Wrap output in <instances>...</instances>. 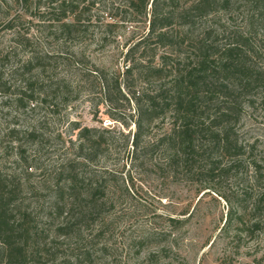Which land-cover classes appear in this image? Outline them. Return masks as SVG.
Returning <instances> with one entry per match:
<instances>
[{
    "label": "trees",
    "instance_id": "16d2710c",
    "mask_svg": "<svg viewBox=\"0 0 264 264\" xmlns=\"http://www.w3.org/2000/svg\"><path fill=\"white\" fill-rule=\"evenodd\" d=\"M27 1L16 0L22 6ZM6 3L0 0V6ZM126 3L132 12L149 17L147 32L125 51L119 77L88 73L84 81L92 78L103 87L112 121L125 129L134 128L128 133L127 174L165 167L174 172L181 169L192 181L211 187L219 180L243 182L239 193L223 197L229 206L223 229H232L237 218L247 215L246 231L263 234L264 196L259 188L264 187V154L256 141H243L240 130L246 110L264 105V0ZM93 5V0H38L36 18L63 22L68 15L74 16V24L63 25L68 33L77 29L80 15ZM236 17L241 19L238 24ZM1 18L10 32V50L0 54L3 62L13 50H25L31 43L26 33L17 30L18 16L4 13ZM161 48L165 53L159 54ZM63 58L30 51L13 71L23 80L22 89L11 93L0 75V94L32 105H38L41 97L46 102L66 95L69 85L65 82L47 78L37 83L33 75L35 71L44 74ZM119 103L130 109L128 117ZM72 131L76 132L72 142L76 157L64 163L57 184L49 191V202L39 209L45 214L44 226L18 199L19 184L11 186L0 173V264H77L78 253L73 261L57 259L56 241L76 236L91 223L101 225L95 233L99 236L110 224L102 215L106 206L109 210L115 206L112 173L97 177L91 168L98 158L116 150L120 138L77 123L72 124ZM225 159L228 166L222 167ZM171 236V232L151 231L132 244L144 250L164 244Z\"/></svg>",
    "mask_w": 264,
    "mask_h": 264
},
{
    "label": "rangeland",
    "instance_id": "374dc122",
    "mask_svg": "<svg viewBox=\"0 0 264 264\" xmlns=\"http://www.w3.org/2000/svg\"><path fill=\"white\" fill-rule=\"evenodd\" d=\"M5 1L0 6L1 16H18L17 30L26 33L31 43L25 50H13L0 62V75L11 93L24 85L13 71L30 51L65 57L48 66L44 74L35 71L33 75L37 83L47 78L65 82L69 85L66 95L46 102H41V97L38 105H32L27 100L15 103L14 95L0 94V173L11 186L19 184L18 199L24 200L39 225L46 222L39 209L49 202V191L57 184L64 163L76 157L72 124L106 130L109 136L120 138L116 150L98 158L91 168L97 177L112 173L115 206L113 210L106 206L102 215L110 224L106 223L99 236L95 233L101 225L91 223L72 239H58L54 248L58 249L57 259L73 261L78 253L77 264H264V233L246 231L249 216L237 218L230 225L232 229H223L229 216L223 197L239 193L243 182L219 180L212 188L192 181L181 169L174 172L165 167L127 174L128 133L134 128L125 129L112 121L107 116L103 87L92 78L90 82L84 78L88 73L103 72L119 77L124 71V53L147 32L149 17L132 12L126 0H93L94 5L80 15L77 29L64 33L63 25L74 24V16L68 15L63 22H48L47 18L41 22L36 18L38 0H28L24 6L16 0ZM1 16L0 54L10 50V32H6ZM235 20L238 24L241 19ZM161 53H165L162 48ZM118 105L128 117L130 109L124 103ZM240 136L245 142L256 141L264 154V105L246 110ZM225 166L227 159L222 163ZM247 171L251 174V169ZM259 193L264 196V187ZM151 231H167L172 236L162 245L136 249L133 241ZM84 252L88 254L80 256Z\"/></svg>",
    "mask_w": 264,
    "mask_h": 264
}]
</instances>
